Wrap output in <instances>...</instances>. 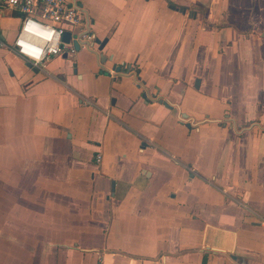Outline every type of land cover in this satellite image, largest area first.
Wrapping results in <instances>:
<instances>
[{
  "label": "crops",
  "instance_id": "crops-1",
  "mask_svg": "<svg viewBox=\"0 0 264 264\" xmlns=\"http://www.w3.org/2000/svg\"><path fill=\"white\" fill-rule=\"evenodd\" d=\"M71 1L106 43L40 66L0 11V256L264 264V0Z\"/></svg>",
  "mask_w": 264,
  "mask_h": 264
},
{
  "label": "built area",
  "instance_id": "built-area-1",
  "mask_svg": "<svg viewBox=\"0 0 264 264\" xmlns=\"http://www.w3.org/2000/svg\"><path fill=\"white\" fill-rule=\"evenodd\" d=\"M12 9L20 13L19 30L11 48L21 57L40 66L64 51H76L73 40L93 38L88 30L83 9L71 0H0V11ZM71 32V41L64 39ZM1 45H7L0 39ZM97 161L101 154H97Z\"/></svg>",
  "mask_w": 264,
  "mask_h": 264
},
{
  "label": "water",
  "instance_id": "water-1",
  "mask_svg": "<svg viewBox=\"0 0 264 264\" xmlns=\"http://www.w3.org/2000/svg\"><path fill=\"white\" fill-rule=\"evenodd\" d=\"M78 5L80 6V4H78ZM89 31H90V29L87 30V34L89 33ZM64 39L66 41H68V42L71 41V32L70 31H66L65 32ZM94 43L99 45V49H102L104 47L105 43H106V40L105 39L104 40H100L99 38H94L93 40L91 38H87V39L83 40V39H81V35H80L78 40H73V45H74L76 51L80 50L82 46H87L88 48H90L91 45L94 44ZM120 69H121V66H118V70H120ZM160 101L164 102L166 105L169 104V102L166 101V100L161 99ZM188 125H190V124H188Z\"/></svg>",
  "mask_w": 264,
  "mask_h": 264
},
{
  "label": "rangeland",
  "instance_id": "rangeland-1",
  "mask_svg": "<svg viewBox=\"0 0 264 264\" xmlns=\"http://www.w3.org/2000/svg\"><path fill=\"white\" fill-rule=\"evenodd\" d=\"M10 262H9V260L7 259V257H6V254L5 255H1L0 256V264H9Z\"/></svg>",
  "mask_w": 264,
  "mask_h": 264
}]
</instances>
